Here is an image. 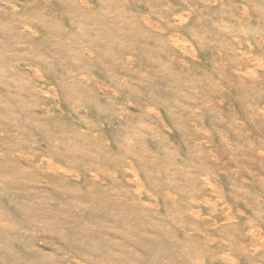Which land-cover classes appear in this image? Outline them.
Masks as SVG:
<instances>
[{
	"label": "rangeland",
	"instance_id": "rangeland-1",
	"mask_svg": "<svg viewBox=\"0 0 264 264\" xmlns=\"http://www.w3.org/2000/svg\"><path fill=\"white\" fill-rule=\"evenodd\" d=\"M0 264H264V0H0Z\"/></svg>",
	"mask_w": 264,
	"mask_h": 264
},
{
	"label": "bare ground",
	"instance_id": "bare-ground-1",
	"mask_svg": "<svg viewBox=\"0 0 264 264\" xmlns=\"http://www.w3.org/2000/svg\"><path fill=\"white\" fill-rule=\"evenodd\" d=\"M252 149H253V146H252ZM241 150H242V148H241ZM246 150V149H245Z\"/></svg>",
	"mask_w": 264,
	"mask_h": 264
}]
</instances>
